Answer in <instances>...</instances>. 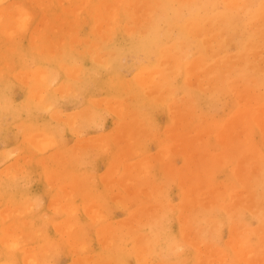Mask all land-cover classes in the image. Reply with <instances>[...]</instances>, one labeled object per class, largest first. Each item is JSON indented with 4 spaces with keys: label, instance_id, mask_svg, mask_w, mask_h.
I'll use <instances>...</instances> for the list:
<instances>
[{
    "label": "bare ground",
    "instance_id": "bare-ground-1",
    "mask_svg": "<svg viewBox=\"0 0 264 264\" xmlns=\"http://www.w3.org/2000/svg\"><path fill=\"white\" fill-rule=\"evenodd\" d=\"M1 1L2 3L4 2L3 0H0V4H1ZM9 2L12 3V1H9ZM35 8L38 9V12L40 15L39 29H37L38 28L37 26H34L35 19L34 17H32L33 14L31 12V9L36 11L37 9ZM80 22L88 25L89 32L91 33V37H88L87 35H85L79 38L76 35L75 36L73 35L74 32L69 31L70 32L69 33L67 30V36L65 37L66 40L61 43L62 45H60L59 48L61 46H66V47L62 48V50H58L59 48H57L55 51L54 48L57 47L56 46L57 42L53 39L50 40L49 38L51 37H49V35L51 34L52 36H54L56 33L63 32L62 28L64 27L63 26L64 24L65 25L69 24L70 26L76 27ZM75 32H77V30ZM64 33H66L65 30H64ZM26 34H29L28 47L30 48L29 54L32 57V60L39 59L43 61H40L39 64L35 65V68L33 70H28L26 72L18 73L19 77H23L22 80H24L25 100L21 104L16 106L15 108L8 105L7 102L14 98L13 97L10 99L11 95L7 93L8 90L12 91L9 85L10 84L12 85L13 82L11 81L12 83H10L9 85L8 83L7 85H5V80L7 81L8 78L3 77L4 80H2L3 78L0 80V113H4L5 111H8L9 113H11L10 115L16 118V117H20L21 114L25 112L29 118L28 119L29 121L27 122V124L26 122L22 120H18L17 129L20 132V144L26 147H31L32 150L35 151L39 157H42L46 155V153L53 150L55 146L59 145V144L55 145V142L58 139L59 141H61L60 139L62 138L63 135L65 136V134H68V135L71 134L72 136H74V134H77L78 131L81 132L82 129H84L87 126L88 128H86V130H88L89 125L91 126L92 124L96 123V121L99 119V116L96 117V114L101 113L99 112V109L103 108V110H106L108 115L110 114L115 119L114 120L115 121L114 134H105V135L101 134L98 137H94L92 135L94 138L90 136L92 138H89L86 140L84 139L82 143L77 144L76 146L75 152L78 155V157L76 158L79 159L81 156H84V155H86V157H89L90 156L89 152L91 149H93L97 154L100 152L99 154H101L100 155L101 157H103L102 154L106 152L108 153V151L110 150L112 152L113 159L111 160V162H108L107 164V172L104 175L97 178L96 184H101L102 187H104L105 191H107L110 188V186L117 185L118 187L124 188L127 194L135 195L136 190H140V188H143L141 187V185L144 182L143 179L147 180L148 177H150V173L152 170L151 164L153 163L152 162L150 164V162L152 159H149L147 157L143 161L134 160L133 162L128 163V164L118 163V165H116L115 162L119 156L129 157L133 153H136V151L139 153V150H137L140 147V146L137 147L139 144L138 143L139 141L138 142L133 141L132 143L128 142V140L132 139L133 136L138 134L137 131L145 129L142 127V125H143L144 120L148 119V115L147 113L138 114L139 108L144 107L146 108V110H148V108L150 107L152 108L154 105L164 106L167 108L169 107V110H171L172 112L173 118H177V117L179 118V116L181 117L182 115V112H183L182 109H184V108H180L179 106L180 103L182 105H187V107L184 109L185 112L191 113L192 106H193L191 104L192 96L193 97L199 96V93H201L203 89L207 86H212V90L224 87L227 90L229 89V90L236 91L237 82L241 80H245V81L247 80L246 84H248L249 82H248L247 75H250L249 72L254 73V70H257L255 65L252 64L249 59L251 58V56L254 55V53L260 50L261 52L264 51V0H15L12 4L0 8V41L4 43L2 46V49L5 51V49L10 48L11 40L13 41L14 39V41H17L18 37H21V35H26ZM24 37L25 36L21 37L20 40ZM233 37H237L236 38L237 42H235L236 45L235 44L233 45L235 46L234 52L229 55L219 56L221 54L219 53V51L220 50L223 51L229 45V42ZM57 39H58V36H57ZM59 41L61 42V40ZM18 43L20 44L21 42H18ZM74 45L76 46L75 49L72 48ZM231 45L232 44H230L229 46ZM14 46H16V43H14ZM78 48L79 50L76 51ZM18 50L19 49H17V51H15V49L12 50V54L15 53L17 55H20V53H18ZM57 54H61L62 57L60 56V58L57 59L56 58V56H58ZM3 56L4 54L2 56L0 55L1 57L0 64H2ZM126 57H130V59H132L131 63H129L128 67H126V70H127L126 72H131V77L128 80H124V78L120 75V71H119L122 68L120 61L122 58H126ZM255 57H256V54H255ZM30 59L29 61H31ZM12 60L13 59L11 58V62ZM69 60H74V63H73L74 65H70L71 61ZM44 61L48 63H52V65L57 69V72L59 73V75L62 77L61 82L57 86H55V88L53 89L51 88L50 84L56 81L58 79V76L57 75L55 76V74L52 75L54 67L52 68V71H51V68L49 66H42V63ZM262 61H264V58H262ZM25 63L26 62H24V64ZM32 63L33 62H31L30 66L32 65ZM78 63L79 65H75ZM12 64L13 63H11L10 66L8 64H5V67H4L5 70L6 68L8 69L9 67H10L9 69H14V66L12 67ZM57 72L56 74H58ZM1 75L2 74H0V78L2 77ZM12 86H15V85L13 84ZM247 87H251V84L249 83ZM98 89L106 92L104 93L105 94L104 98L103 99L91 98V94L95 92V90H98ZM177 90L181 92V98H179L178 101H175V103L172 104L174 100L170 102L169 98L173 97L175 91ZM243 93L247 96V92L245 90ZM57 94H59V98L61 100L64 97L65 99L74 98L75 100L77 95L80 94L84 96L85 98L84 105L80 111L78 110L70 114L69 116H67L66 120L62 121V119L59 117L60 109L57 104V100H56L57 97H55V95ZM126 98L131 99V101L132 99H134L135 105L129 106V104L126 103L127 101ZM236 116H237L236 117L237 119H243L242 121H244V125L246 124V126L249 127V129L256 128L261 133H264V108L253 109L252 107L247 105V103L245 102V104H243V106L239 109ZM128 117L132 119L129 122L126 121L127 120L126 118ZM183 117H184V114H183ZM101 118L102 116L100 117V119ZM104 118L106 119V117ZM34 119L37 122L38 121L40 122H38V124H35ZM100 119L98 120V122L100 121ZM5 121L6 119L4 120V122ZM50 121H54L60 125H55L53 127ZM98 122L97 124H101L99 125V127L100 126L103 127L102 125L103 119H102V123L100 122L98 123ZM190 122L191 120L188 121V124H190ZM192 124H193V121H192ZM232 125H235V124H232ZM95 126L97 125L94 124V127ZM154 126H152V128ZM94 127L93 129L91 127L90 128L92 130H95ZM247 127L246 129L248 130ZM6 128L7 127L5 126L4 129ZM64 130H66V132H63ZM58 131H60V133L62 132V134H58L57 133ZM98 131L100 133V130ZM167 131L168 133H165L163 138L157 139L158 153H156L157 155L155 157V161H156V164L159 165L160 173H162V175L164 176H167L168 178L171 177V180L178 181L179 186L182 187V190L184 191V193H187V190L184 189L186 186V182H184L186 180L185 175L184 174L181 175L180 173H175V171H173L172 168L168 166V161H166V157H168L171 151L170 146L168 144V139L170 135L172 134L170 132V127H167ZM184 131L177 134L173 138V140L175 141L174 142L175 145L179 147L180 153L184 154V156L187 159L188 158L187 148L190 146V143H189L190 138H188L189 135H187L189 133V130L187 132H184ZM86 132L88 133V131ZM135 132H137V134L134 135ZM249 132L251 133L250 130ZM81 134L82 133H80V136ZM56 135L58 138L56 137ZM248 136L249 135L246 136L247 138H243L239 140L237 144L235 145L238 147L241 153H246L247 156L250 154V152L248 151L250 137ZM260 137L264 138L262 136ZM195 139L197 141V144L199 143L201 144V142L203 143V141L198 136L195 137ZM147 141L149 142L151 140L149 139ZM61 143L62 141L60 142V145ZM134 143L136 144V146L133 147ZM144 143L146 142H143V144ZM219 143L222 146L225 143H231V141L221 139ZM140 145H142L141 142H140ZM114 146L116 147L115 150H113ZM116 150H118V152H115ZM18 151L21 152V150H18ZM145 151H148V150H145ZM13 152L14 151L12 150L4 151L3 153H1V156L6 158V160L4 158L3 159L7 161L8 157L9 156L11 157L14 154ZM17 153L18 152L16 151V154ZM33 154H31V156ZM114 154H116V156H114ZM176 154H177V151H176ZM13 156H16V155H13ZM136 156H137V153H136ZM234 156H236L235 152H234ZM39 157L28 159V160H30L33 165L36 164L37 165L36 168H40V175L45 183L52 184V183H55L56 181L58 183H61V180H62V181H66L67 182L66 184H69V186L71 187L69 188L70 189L69 191H66L65 190L66 187H63V186L56 187L57 190L56 189L55 190L57 191V194L59 193L61 194V191L65 192L64 193L65 203L61 204L60 203L61 201L57 202L60 199H58L57 201H51L52 204L49 202L51 206L53 205L52 207L54 208V211L57 212L56 214L58 215V213H61L64 216H69V217L75 216L79 212L77 209L78 207L74 205V202L76 200H80L81 202H83L82 206L80 207V210H82L83 214L86 215L90 220H92L93 223L94 222L96 223V225L98 226L96 228V236L99 238L98 240H100V237H101L100 234L102 232L100 229H102L101 228L102 226L99 227V225L102 222L103 218L107 219L108 216L103 215L102 214L103 212L100 211V206H101L100 203H102L104 200L103 196L96 198L95 194L93 193V190H94L93 188L96 185V184L94 185L95 181L94 183L88 182L89 176H91V174H89L87 171H83L82 173L81 172L66 173L67 172L66 168L63 169L62 172L61 171L55 172L51 168L47 167L48 165H46L47 163H46L45 158L42 159V164L44 165L41 167L40 165L41 158ZM54 157L55 155L52 154L50 156V159ZM62 158L63 156L57 159L61 160ZM3 159L0 161V165H2L5 162ZM219 159L224 160L226 159V156L221 155ZM258 159L255 156L252 157L253 162H256ZM87 160L89 161V159ZM65 161L68 162L67 160ZM66 162L65 164L68 165ZM75 163L77 162L75 161ZM27 164L28 162L26 163V165ZM71 165L72 163L69 164L70 167ZM16 166H17V163H15L14 165L12 164V165L5 167L6 171H5L4 177L6 180H10L12 178L14 179L17 177V175L14 173L16 170L15 169ZM241 166H242V163L240 164L239 167ZM75 167H77V165L74 166V168ZM36 168L35 170H37ZM239 171H240V168L239 170L235 171L234 175L240 176L238 173ZM2 172L3 170L0 173ZM63 172H65L66 174L62 176ZM27 173L28 172H26V174ZM40 175L38 176V178L40 177ZM90 179L93 180L92 178ZM18 181L19 180H17V182ZM239 181L244 182V179H239ZM196 182H199L198 179L190 181L191 183L190 186L192 187L190 189H194V191L196 190V188L192 186V185L196 186L197 184ZM262 183H261V186H262ZM15 184H16V181H15ZM128 184H133L134 190L129 191L128 188H125V186ZM188 185H189V182H188ZM251 185L253 186V184ZM48 186H49L48 187L49 189L53 187V186L50 187V185ZM261 190H264V189H261ZM193 194H196V192ZM243 194L241 195L243 196ZM195 198L196 197H194L193 199ZM120 199L121 198L119 199L117 198L115 200L120 201ZM249 199H248L249 202L252 203L251 209L252 208L261 209L262 211H264V207L262 206L260 207L259 200H255V198L251 197V195ZM97 200L100 202L99 205L97 204L96 206L89 207L90 203L94 204V202ZM167 200L169 201L168 198ZM5 201L7 200L5 199ZM118 201H116L117 204H118ZM196 201L199 202L200 199ZM126 202H128V205L129 203H131L129 202V199L126 200ZM20 203L22 202L20 201ZM247 203L248 201L246 200L242 201L241 203L242 207ZM0 204H1V201H0ZM117 204L115 205L117 206ZM185 204L187 205L186 202ZM131 206H128V208ZM28 207L30 208V205ZM32 207L33 206L31 205V208ZM31 208L26 211V215L30 213V210H32L33 212L36 211L38 206L36 207L35 210ZM128 208L126 207V209ZM156 208H158V206ZM108 209H111V208H108ZM163 209L165 208L163 207ZM19 210H20L19 208H10V207H6L0 210V247L6 253H9V256L12 255L11 256L12 258L14 257L17 260L22 261V263L24 264H38V260H37L38 255L36 256L35 254V250H36L35 247H33L32 249H28L27 247H28L29 242L22 241L21 236H23L24 231L21 230L20 228L24 227L25 229H28V228H31V225H28L29 223H26V222L22 223V221L17 220V218H19V215L21 214ZM241 210L243 211V209ZM24 213H22L23 216L25 215ZM108 215H109V212H108ZM23 216H20V217H23ZM167 216H170V215H167ZM149 217L147 219L148 220L147 222H149ZM153 217H156V216H153ZM177 217L178 215L176 216V218ZM47 219L48 218H46L45 220L46 222H47ZM155 219H157V217ZM42 220L44 221V218L41 219V221ZM142 222L143 221L141 220V225L143 224ZM238 223L236 224V226L238 225ZM260 223L262 226H264V214L261 215ZM219 224L220 226L218 227L222 228L223 226H221L220 222ZM46 225L47 224H45V226ZM68 225L69 226H67L68 229H66V231L64 230L66 226H63L64 228L63 230L65 231V233L71 232L70 230L76 227V226H73L72 223H69ZM106 227H108V225ZM110 227H112V224ZM59 228H62V226L60 225ZM158 229H162V228H158ZM43 230H44V226H43ZM58 230H59L58 228H55L56 232ZM120 230L122 231V229ZM260 230L262 231V228H260ZM219 231L220 230H218V232ZM32 232L33 231H30L29 233L32 234ZM39 232H37L35 237H37L38 234H39L38 235L39 238L42 237V234H41L42 232L41 233ZM75 233L77 234V232ZM173 236L170 238H173ZM215 236H217V234ZM29 237L31 238V236ZM73 237L71 239L72 241H73ZM238 237H235V239H231L228 243L229 245L227 244L228 248L230 249L232 253L233 261H237L238 258L241 257L242 253H244L245 249L247 248L246 241L240 240V238L238 239ZM42 238H43V245H41V249L43 248L45 249V252H48L47 247L51 239H48L45 237H42ZM112 239L110 238V244H112L111 243ZM259 239H261V237ZM98 240L96 241L98 242ZM75 241H79V238L75 237ZM173 241H174V245H176V241L175 240ZM85 245H83V247ZM105 246L106 248L104 249V251L103 250L102 251L106 253H110L109 243H107ZM112 246L111 248H113ZM50 251H53V250H50ZM247 253L248 255H246L247 256L246 258H248V256L252 254L249 251ZM45 254L47 255V253ZM219 255L220 253L217 256ZM48 256L47 258H49ZM47 258H44V259H47ZM90 258H91V255H90ZM91 260L93 261V259ZM217 262L219 263V261ZM0 264H13V263L9 262V260L7 261L5 259L0 258ZM88 264H89V261H88Z\"/></svg>",
    "mask_w": 264,
    "mask_h": 264
},
{
    "label": "rangeland",
    "instance_id": "rangeland-1",
    "mask_svg": "<svg viewBox=\"0 0 264 264\" xmlns=\"http://www.w3.org/2000/svg\"><path fill=\"white\" fill-rule=\"evenodd\" d=\"M3 1H4L3 3L1 1L0 8L12 4L15 0H6V1L3 0ZM9 1H12V3H10ZM31 12L33 14L32 17H34L35 19L34 26H37L38 27L37 29H39L40 15H39L38 9L36 11L31 9ZM34 13L35 14L37 13V14L35 15ZM79 24L76 27L74 26L77 32H75L76 30L74 29L73 26L66 24L68 26L67 27L64 24L63 25L64 27L62 28L63 32L56 33L54 36H52L51 34L49 35V37H51L49 38L50 40L53 39L57 42L56 44L57 47L53 45L55 47L54 48L55 51L57 48H59L60 45H62L61 43L66 40L65 37L67 36V30L68 32L69 31L74 32L73 35L74 36L76 35L79 38L85 35H87L88 37H91V33L89 32L88 25L83 24L81 22ZM70 28L71 29L73 28V29L71 30ZM64 30L66 33H64ZM23 36L25 37L20 40V38ZM28 36L29 34L21 35V37H18L17 41H14V39L13 41L11 40L10 42L11 47L12 48L14 47V48L12 49L10 47V48L5 49V51L2 49V46L4 43L0 41V46H1L0 51H2L4 54V56L2 57L3 58L2 64H0V74H2L1 75L2 77L0 78V80L3 77L4 78L7 77L8 80L7 81L5 80V85H7V83L9 85L12 82L15 85V86H12L13 84L12 85L10 84L9 87L10 89H12L13 92L10 90H8L7 92L11 95L10 99L14 97L13 98L14 101L13 99H11L13 102L11 100L7 102L8 105L14 108L25 100L24 80H22L23 77H19L18 73L26 72L28 70H33L35 68V65L39 64L40 61H43L39 59L32 60V57L29 54L30 48L28 47V41H29ZM57 36H58V39H57ZM236 38L237 37H233L230 40L229 45L232 44L231 46L228 45L223 51L221 50H220L221 52L219 51V53H221L219 56L229 55L234 52L235 46L233 45L234 44L236 45L235 43L237 42ZM59 40H61V42ZM18 42H21V43L19 44ZM14 43H16V46H14ZM64 47L66 46H61L58 50H62V48ZM72 48L75 49L76 46L74 45ZM11 49L12 50L15 49V51L19 49L18 53H20V55H17L14 52H13L14 54H12ZM78 50L79 48L76 51ZM2 52H0L1 56L3 55ZM255 54H256V57H255ZM57 55H58L56 56L57 59H59L60 56L62 57L61 54H57ZM4 58L5 59L7 58V59L5 60ZM11 58L13 59L12 62H11ZM28 58L29 59L31 58L30 59L31 61H29ZM262 58H264V51L261 52L260 50L254 53V55L251 56V58L249 59L250 62L254 64L257 69V70H254V73L249 72L250 75H247L248 82L251 84V87H247L249 84V83L246 84L247 80L246 81L241 80L237 82L236 91L229 90V89L227 90L224 87L212 90V86H207L204 88L205 90L203 89L204 92L202 91L201 93H199V96L197 97L192 96L191 104L193 106H192L191 113L185 112L184 109L187 107V105H182L180 103L179 105L180 108H184V109H182L183 112H182L181 117L179 116V118L178 117L173 118L172 112L171 110H169V107L167 108L164 106L154 105L152 108L151 107L148 108V110H146V108L144 107L139 108L138 114L147 113L148 119L150 120L148 119L144 120L142 127L145 129L137 131L138 134L137 132H135L134 135L135 134L137 135L133 136V138L128 140V142L132 143L133 141H136V142L139 141L138 142L139 144L137 147L139 146L140 147L137 150H139V153L140 154L142 153V154L140 155L136 151L137 156H136V153H133L129 157L119 156L118 157L119 160L117 159L115 162V164L118 165V163L128 164V163L133 162L134 160L143 161L147 157L149 159H152L150 162V164L153 162L151 164L152 170L150 173V177H148L147 180L143 179L144 182L141 185V187L143 188H140L141 191L136 190L135 195L127 194L124 188L118 187L117 185L110 186V188L107 191H105L104 187H102L101 184H96L97 178L104 175L107 172V164L108 162H111V160L113 159V155L110 150L108 151V153L106 152L102 154L103 157H101L100 156L101 154H99L100 152L97 154L93 149H91L89 152L90 153L89 155L91 156V157L89 156L90 158L86 157V155L81 156L79 159L76 158L78 157L77 153L75 152L76 146L77 144L82 143L84 139L86 140V139L92 138L93 136L98 137L101 134H104V135L114 134L115 132V129H114L115 121L114 120L115 119L110 114L108 115L106 110H103V108L99 109V112H101L102 114L101 113H99L101 115L96 114V117L99 116V119H100V117L102 116L99 122L102 123V119H103L102 125L105 128H103L102 126L99 127V125L101 124H97L99 120L98 119L96 123H94L95 125H97L95 126L96 128L94 127V124H92L91 126L89 125L88 130H86V128H88L87 126L84 129H82L81 132L78 131L77 134H74V136H72L71 134L69 135L65 134V136L63 135L62 138L60 139L63 144L61 143L60 145L61 141H59V139L56 140L57 143L55 142V145L57 144L59 145L55 146L53 150L46 153V155L42 157H39L37 153L32 150L31 147H26L20 144V132L17 129V124H18V120H22L26 122L27 124V122L29 121L27 114L23 112L20 117L15 118L12 115H10L11 113H9L8 111H5V112L2 111L4 113H0V161L4 158L1 156V153H3L4 151L12 150L14 151L13 155H16V156H13V155H12L13 157L9 156L7 161H5L6 158H4L5 160L4 159L3 160L5 162L2 165H0V172L3 170V172L0 173V179H1L0 192L2 194V195L0 194V196H2L0 197V201H1L0 210L6 207L20 209L19 211L21 212V214L19 215V218H17V220L22 221V223H25V222L29 223L28 225H31V228H28V229H25L24 227L20 228L21 230L24 231L23 236H21L22 241L29 242L28 247H27L28 249H32L33 247H35L36 256L37 255L40 256V257L37 256L38 264H41V263L42 264H88V261H89V264H92V263L94 264H102V263L103 264H173V263L174 264H211L213 263L214 264L217 261H219V263L217 262L218 264H225L226 261H227L226 264H249V263L262 264L264 263V226H262L260 223V218H261V215L264 214V211H262L261 209H253V208L251 209L252 203L249 202L250 200L249 197L251 195V197H254L255 200L260 201V207L261 206L264 207V190H261V189H264V183H262L264 182V142H262L264 141V138L260 137V136L264 137V133H261L256 128L249 129V127H247L246 124L244 125V121H242L243 119L236 118L237 117L236 114L238 113L239 109L243 106V104H245V102L247 103V105H249L253 109L264 108V61H262ZM125 60L128 62H126ZM69 61H71L70 65H74L73 64L74 60H69ZM131 61L132 59H130V57L122 58L120 61L122 68L119 71H120V75L124 78V80H128L131 77V72H126L127 71L126 67H128V64L131 63ZM10 62L13 63L12 67L14 66V69H9L10 68L9 66L11 65ZM24 62L26 63L24 64ZM31 62H33L34 64L32 63V65L30 66ZM5 64L9 65L8 66L9 68L8 69L6 68V70L4 68ZM75 65H79V63ZM42 66H49L51 68V71H52V68L54 67L52 63H48L46 61L42 63ZM54 69L56 68L55 67L53 68V72L55 73L52 72V75L54 74L55 76L57 75L58 79L52 82V84H50L52 89L55 88V86H57L61 82V79H62V77L57 72V69L56 70ZM56 72L58 74H56ZM4 78L2 80H4ZM244 90L247 92V96L243 93ZM95 92L91 94V98L93 99H103L105 95L104 93H106L105 91L100 90V89L95 90ZM97 92L99 95L97 94ZM55 97H57L56 100H57V104L60 109L59 117L62 119V121L66 120L67 116H69L70 114L78 110L80 111L85 102L84 96L80 94L77 95L76 97L77 100L76 98L74 100V98L65 99L64 97L62 98L63 100L62 101L59 98V94L55 95ZM179 98H181V92L177 90L175 91L173 97L169 98V101L172 102L174 100L172 102L173 104L175 103V101H178ZM126 99H127L126 103L129 104V106L135 105L134 99H132V101L129 98H126ZM102 110L105 111L106 113L103 112ZM183 114H184L185 119L183 117ZM104 117H106V119ZM5 119L6 121L4 122ZM126 119L125 120L127 122L132 120L129 117ZM180 120H182L183 122ZM189 120H191L190 124H188ZM34 121H35L34 122L35 124H38V122H40V121L37 122L35 119ZM192 121H193V124H192ZM50 122L49 123L53 127L55 125H60L54 121H50ZM230 123L235 124V125H232ZM148 125L149 126L155 125L156 127L154 126L152 128V126H150L149 128ZM5 126L7 127L6 129H4ZM179 126H181L182 128ZM90 127L92 129L94 127L95 130H92ZM167 127H170V132L172 134L170 135L168 139V144L170 146L171 151L168 157H166V161H168V166L172 168V170L175 171V173H180L181 175L183 174L185 175L186 180L184 182H186V186L184 189L187 190V193H184V191L182 190V187L179 186L178 181L171 180V177L168 178L167 176L162 175V173H160V170H159V165L156 164V161H155V157L157 155L156 153H158L157 139L163 138L165 133H168ZM246 127L248 128V130L246 129ZM98 130H100V133ZM188 130H189V133L187 135H189L188 138H190L189 139L190 146L187 148L188 158L186 159L184 154L180 153L179 147L175 145L174 143L175 141L173 140V138L177 134L181 133L182 131L187 132ZM249 130L251 131V133L249 132ZM86 131H88L89 134ZM63 132H66V130H64ZM57 133L62 134V132L60 133V131H58ZM80 133H82L81 136H80ZM245 135L246 136L249 135L248 137H250L249 138L250 142L248 146V151L250 152V154L248 156L246 153H241L238 147L235 146L239 140L243 138H247ZM197 136L203 141V143L201 142V144L200 143L197 144V141L195 139V137ZM153 137H155L156 139ZM149 139L151 141L148 142L147 140ZM221 139L230 140L231 143H225L224 145L221 146L219 143ZM142 141L146 142L144 143L146 145H144ZM140 142L142 145H140ZM134 146H136L135 143L133 144V147ZM141 147L143 150L141 149ZM17 148L18 150H21V152H19ZM26 148L29 150H27ZM115 149L116 147L114 146L113 150ZM15 150L18 152L17 154ZM145 150H148V151H145ZM176 151H177V154H176ZM233 151L235 152L236 156H234ZM115 152H118V150H116ZM30 153L31 154L34 153V154L31 156ZM52 154H54L55 157L50 159V156ZM221 155L226 156V159L224 160L219 159ZM61 156H63V158L61 160L60 159L58 160L57 158ZM114 156H116V154H114ZM254 156L257 159L259 157L260 158L256 162H253L252 157ZM36 157L41 158V162H40L41 167L44 165L42 164V159L45 158L46 163H47L45 164L48 165L47 167L51 168L55 172L56 171L62 172L63 169L66 168L67 169L66 173H69V172H81L82 173L83 171H87L89 174H91L92 177L89 176L88 182L94 183L95 181L94 185L96 184L95 187L93 188L94 189L93 193L95 194L96 198L103 196L104 200L102 203H100L98 200L95 201L94 204L90 203L89 207L96 206L97 204L99 205L100 203L101 204L100 211L103 212L102 213L103 215H107L109 217V219L108 217L107 219L103 218L102 222L99 225V227L102 226L101 228L103 229V230L100 229L102 231L100 234L101 235L100 240H98L99 238L96 236V228L98 226L96 225L95 222L93 223L92 220H90L86 215H84L82 210H80V207L83 204V202H81L80 200H76L74 202V205L78 207L77 209L79 212V213L77 212L78 214H76L75 216L69 217V216H64L61 213H58V215L56 214L57 212L54 211V208L52 207L53 205L51 206L52 204L51 201H57L58 199H60L57 202L61 201L60 202L61 204L65 203L64 201L65 192L61 191V194L60 193L57 194L56 187L57 186L66 187L65 188L66 191H69L70 190L69 188L71 187L69 186V184H66L67 183L66 181H62V180H61V183L54 181L56 184L55 183H52V184L45 183L43 179L41 178L40 168H36L37 165L36 164L33 165L32 162L28 160V159H32ZM228 157L229 158L231 157V158L229 159ZM87 159H89V161ZM65 160H67L68 162H66ZM75 161L77 163H75ZM27 162L28 164L26 165ZM65 162L68 165H66ZM15 163H17V166L15 168L16 170L14 173L17 175V177L14 179L12 178L10 180H6L4 177V174L6 171L5 167L12 165V164L14 165ZM70 163H72L71 167L69 166ZM241 163H242V166L239 167ZM76 165L77 167L74 168V166ZM35 168L37 170H35ZM239 168H240V171L238 173L240 176L234 175L235 171L239 170ZM25 171L28 173L26 174ZM37 172L40 175L39 178H38L39 175L37 174ZM66 173L63 172L62 176ZM90 178H92L93 180H91ZM208 178H210L212 181ZM190 179L191 180L198 179L199 181V182H196L197 183L196 186L192 185L193 187L196 188L195 191L194 189H190L192 188L190 186L191 184ZM239 179H244V182L239 181ZM17 180L19 181L17 182ZM15 181H16V184H15ZM188 182H189V185H188ZM260 182L262 183V186ZM251 184H253V186ZM48 185H50V187L52 186L53 187L49 189ZM125 188H128L129 191L134 190L133 184H128L125 186ZM192 191L193 193L196 192V194H193ZM241 194H243V196ZM166 197L169 199V201L167 200ZM194 197L196 198L193 199ZM114 198L115 199L121 198V199L120 201H118V200H115ZM5 199L7 201H5ZM128 199H129V202H131L129 203V205H128V202H126V200ZM145 199L147 202L145 201ZM199 199H200L199 202L196 201ZM245 200L248 201V203L242 207L241 203L242 201H245ZM20 201L22 203H20ZM116 201H118V204ZM142 202H144L145 204ZM185 202L187 203V205L185 204ZM115 204H117V206ZM29 205H30V208L32 205L33 206L32 208L34 210L36 209L37 206L38 208L34 212L30 210V213H28L29 215L28 214L26 215V211L30 209L28 207ZM128 206H131V207L128 208ZM157 206L158 208H156ZM126 207L128 209H126ZM163 207L165 209H163ZM108 208H111L112 210ZM240 208L243 209V211ZM108 212H109V215H108ZM22 213H24L25 215L23 216ZM167 215H170V216H167ZM177 215L178 217L176 218ZM20 216H23V217H20ZM147 216L148 217L150 216L149 222H147L148 221ZM153 216H156L157 219H155L156 217H153ZM43 218H44V221L43 220L41 221V219ZM46 218H48L47 222L45 221ZM141 220L143 221L142 225H141ZM219 222L221 223V226H223L222 228L218 227L220 226ZM67 223L68 224L72 223L73 226H76L73 229H71L70 230L71 232L69 233H65L66 229H68L67 226H69ZM237 223L239 227L238 225L236 226ZM45 224H47L46 225L47 227L45 226ZM111 224L113 228L110 227ZM232 224H234L235 226ZM60 225L62 226V228H59ZM92 225L94 226V228ZM107 225L108 227H106ZM43 226H44V230H43ZM63 226H66L67 228L65 227L64 229ZM55 228H58L59 230L56 232ZM131 228L132 229L135 228L136 230L135 229L132 230ZM158 228H162V229H158ZM260 228H262V231L260 230ZM120 229H122V231ZM218 230L220 231L218 232ZM30 231H33L32 232L33 235L29 233ZM36 231L37 232L40 231L39 233L42 232L41 233L42 237L51 239L47 247L48 252H45V249L43 248L41 249V245H43V238L42 237L39 238L38 237L39 234L37 235V237H35L37 234ZM74 231L77 232V234ZM215 231L218 233H216ZM130 232H132L133 234ZM216 234L217 236H215ZM238 234L241 236H239ZM29 236H31V238ZM115 236L116 237L118 236L117 239ZM172 236L173 238H170ZM72 237H73V241L71 240ZM75 237L79 238V241H75ZM235 237H238V239L240 238V240H244L247 243V248L245 249L244 253H242L241 257L238 258L237 261L232 260V253L230 249L228 248L229 241L231 239H235ZM260 237L261 239H259ZM110 238L111 239L113 238L111 240L112 244H110ZM96 240H98V242ZM173 240L176 241V245H174ZM107 243H109L110 245V253L103 252L104 249L106 248L105 245ZM83 245L85 246L83 247ZM111 246L113 248H111ZM0 249H1L0 258L5 259L7 261L9 260V262H12L13 264H24L22 263V261H19L14 257L12 258L11 254H10L11 256H9V253H6L1 247ZM50 250H53V251H50ZM99 250L100 251L103 250V251L100 252ZM248 251L251 252L252 254L249 255L248 258H246L247 257L246 255H248L247 253ZM45 253H47V255ZM219 253H220L219 255L220 257L217 256ZM5 254H7L8 256ZM90 255H91V258H90ZM47 256L49 258H47ZM43 257L47 259H44ZM100 257L103 259H101ZM39 258H41L42 261ZM15 259L17 262L15 261ZM91 259H93V261Z\"/></svg>",
    "mask_w": 264,
    "mask_h": 264
}]
</instances>
